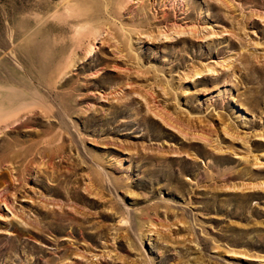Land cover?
Wrapping results in <instances>:
<instances>
[{
	"label": "rangeland",
	"instance_id": "374dc122",
	"mask_svg": "<svg viewBox=\"0 0 264 264\" xmlns=\"http://www.w3.org/2000/svg\"><path fill=\"white\" fill-rule=\"evenodd\" d=\"M77 1L0 0V264H264V0Z\"/></svg>",
	"mask_w": 264,
	"mask_h": 264
},
{
	"label": "bare ground",
	"instance_id": "6f19581e",
	"mask_svg": "<svg viewBox=\"0 0 264 264\" xmlns=\"http://www.w3.org/2000/svg\"><path fill=\"white\" fill-rule=\"evenodd\" d=\"M117 3L118 0H78L76 2L77 7H75L74 9L72 8V11L76 13L77 18L79 19V22L75 27V34L82 35L83 29H85L87 25H95V23L107 18H116L117 10L115 9V6ZM141 11L142 13L139 11L136 13V18H139L140 16L142 18L147 14V5L145 6V10L143 9ZM90 50L92 51V48ZM72 61L74 63L75 58H73ZM14 112L15 110L5 111L3 114L1 113L0 120L5 116L13 114Z\"/></svg>",
	"mask_w": 264,
	"mask_h": 264
}]
</instances>
